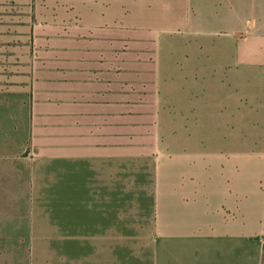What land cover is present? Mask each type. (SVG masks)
<instances>
[{"label":"rangeland","instance_id":"rangeland-1","mask_svg":"<svg viewBox=\"0 0 264 264\" xmlns=\"http://www.w3.org/2000/svg\"><path fill=\"white\" fill-rule=\"evenodd\" d=\"M176 6L0 0V264H264V53Z\"/></svg>","mask_w":264,"mask_h":264},{"label":"crops","instance_id":"crops-1","mask_svg":"<svg viewBox=\"0 0 264 264\" xmlns=\"http://www.w3.org/2000/svg\"><path fill=\"white\" fill-rule=\"evenodd\" d=\"M98 2L99 0H92ZM177 4L173 8L174 17L178 19H186V29L189 36H194L198 42L207 43L210 38L226 35H237L238 30L243 32L245 26L244 20H247L246 26L252 28V33L258 39L259 50L264 53V24L255 28V19H263L264 21V0H172ZM229 20V21H228ZM254 21V22H253ZM250 34V33H249ZM238 41V40H237ZM242 41V40H240ZM237 43V42H236ZM243 43V42H241ZM237 46V44H236ZM235 46V65L241 66L244 64L243 60V46L240 48ZM238 51L239 54L238 55ZM239 56V59H238ZM264 56V55H263ZM262 56V57H263ZM225 242L232 245H226L227 249L237 251L243 250L244 237L242 235L223 236ZM221 237H212V242H218ZM98 242H110L106 240H99ZM211 242V240H210ZM235 244V245H234ZM239 245V247H238ZM215 247L213 249H218ZM97 252L102 251L104 254L109 253V246H97ZM195 250L192 246H165L164 244L157 246V264H164L162 254L172 250ZM93 260V264H114L115 259L109 256L105 257L102 252ZM105 251V252H104ZM188 264V263H185ZM193 264V263H191Z\"/></svg>","mask_w":264,"mask_h":264}]
</instances>
